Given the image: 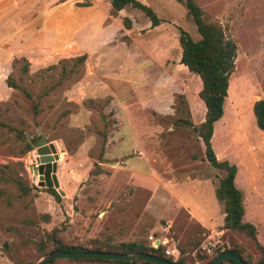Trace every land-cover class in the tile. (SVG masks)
<instances>
[{"label":"rangeland","instance_id":"1","mask_svg":"<svg viewBox=\"0 0 264 264\" xmlns=\"http://www.w3.org/2000/svg\"><path fill=\"white\" fill-rule=\"evenodd\" d=\"M137 1L151 8L157 26L129 6L110 17L109 0H25L0 30V123L14 130L0 127V168L10 166L0 176L31 188L19 197L12 184L0 181L10 193L8 203L0 198V264H34L41 258L38 243L51 231L86 246H148L152 237L167 239L171 248L173 240L188 264L205 256L201 247L208 239L222 249L232 241L251 263L258 258L248 239L221 230L222 206L209 186L216 187L223 173L203 159L192 131L204 106L198 77L179 64L177 37L181 29L198 40L194 25L180 0ZM194 2L236 45L211 148L219 160L238 165L234 184L245 193L244 221L262 240L264 133L251 107L264 97V0ZM81 55L82 75L74 80L65 61ZM23 61L26 74L19 71ZM8 76L19 79L31 98L8 88ZM38 136L59 155V200L31 176L35 149L21 154L24 142Z\"/></svg>","mask_w":264,"mask_h":264},{"label":"trees","instance_id":"2","mask_svg":"<svg viewBox=\"0 0 264 264\" xmlns=\"http://www.w3.org/2000/svg\"><path fill=\"white\" fill-rule=\"evenodd\" d=\"M186 13L191 19L195 31L198 35V40L194 41L183 30H178L177 42L180 48L179 64L184 66L186 70L198 77L200 81V90L198 98L204 106L203 120L196 126H192V131L196 138L203 145V159L209 164L210 167L223 173L219 179L217 186L214 189V197L217 203L221 204L223 211V219L221 230H228L242 235L248 239L258 253V258L254 262H250L248 256L243 252V249L229 242V246L222 249V252L216 250L209 256H203L196 264H209L215 256L223 252H229L237 256L244 264H262L264 261V245L261 246L256 239V229L249 223L244 221V208L242 204V192L236 188L234 184V177L236 174V167L229 164L226 160H217L214 149L212 150L211 138L213 133V125L216 123L223 114V103L229 88L228 78L234 68V59L236 56L235 43L227 38L223 30L216 23L207 19L202 10L194 2V0H180ZM131 7L139 11L149 22L150 27H155L159 24V19L150 7L140 3L137 0H109L108 15L116 18L118 12L125 7ZM130 20L122 18V26L124 29H130ZM85 55H81L65 62L71 63V73L74 74V80L80 79L82 72L81 67L85 61ZM21 74L28 72V64L24 61L19 67ZM6 86L12 89H18L23 92L27 98H31L29 93L26 92L19 79L8 76L5 80ZM32 103L34 113H37V103ZM251 112L255 121V126L258 130L264 133V97L255 101L252 104ZM0 127L6 130H13L11 126L0 123ZM14 131V130H13ZM19 135L18 132H15ZM31 150L29 143L24 142L21 154ZM214 152V153H213ZM10 166H3L0 168V173ZM50 165H45L44 168V185L45 191L49 193L55 200H59L58 195L53 190L50 181ZM0 181L12 184L19 197L27 195L31 188L17 179H5L0 176ZM10 193L5 189H0V198L8 203ZM46 240L38 243L37 258L55 252L73 253V252H103L112 254H134L143 253L155 258L163 259L173 264H188L185 258L177 254L173 259L171 256L164 254L161 247L152 249L151 247L144 246L139 242H128L113 245L109 243H96L92 245L70 244L64 242L61 238L51 231ZM77 262H98L105 264H151L149 262L131 260V261H109L103 259H84L75 260ZM56 260L47 261L43 264H54ZM218 264H235L231 260L223 259Z\"/></svg>","mask_w":264,"mask_h":264},{"label":"water","instance_id":"3","mask_svg":"<svg viewBox=\"0 0 264 264\" xmlns=\"http://www.w3.org/2000/svg\"><path fill=\"white\" fill-rule=\"evenodd\" d=\"M31 147L35 149V162L38 164V168L33 170L32 173L38 176V185L44 186V168L45 165H50V181L53 190L58 196H63L62 192L58 188V182L56 180V162L58 160V155L56 149L52 144L46 142L45 138L38 136L29 142ZM84 259H103L109 261H131L138 260L149 262L151 264H173L172 262L155 258L153 256L143 254V253H134V254H112V253H103V252H73V253H64V252H55L42 256L34 264H43L51 260H84ZM228 259L234 262L235 264H244L237 256L229 252H223L215 256V258L209 264H218L221 260ZM264 264V261L262 262Z\"/></svg>","mask_w":264,"mask_h":264},{"label":"crops","instance_id":"4","mask_svg":"<svg viewBox=\"0 0 264 264\" xmlns=\"http://www.w3.org/2000/svg\"><path fill=\"white\" fill-rule=\"evenodd\" d=\"M25 0H0V30L2 29V27L4 25L7 24L8 20H9V15L10 13H15V12H18V10L20 8H23L24 6V3ZM217 160H219L218 158H216ZM221 159V158H220ZM221 161V160H219ZM228 161V160H227ZM239 171L238 169V165H236V173ZM197 187V186H195ZM201 187V186H198V188ZM210 189H211V192H213V196H214V187L213 186H209ZM248 187H253V186H248ZM237 189H239L241 192H242V196H243V199L245 197V193L244 191L242 190V188L236 186ZM255 195L256 192H257V188H253V191H252ZM176 203H178L180 206H184L185 203L183 202H180L176 199ZM242 204H243V200H242ZM216 205V204H215ZM188 213H190V211H188ZM191 214V213H190ZM192 219H194L195 221L197 222H202L200 219H196L195 217H193V215L191 214L190 216ZM256 239H257V234H256ZM171 247H174V244H173V240L171 241ZM257 242L263 246L264 245V239L262 240H258L257 239Z\"/></svg>","mask_w":264,"mask_h":264},{"label":"built area","instance_id":"5","mask_svg":"<svg viewBox=\"0 0 264 264\" xmlns=\"http://www.w3.org/2000/svg\"><path fill=\"white\" fill-rule=\"evenodd\" d=\"M37 168H38V164L36 162H34L30 168L31 176L35 179V182H38V176L33 174L32 171L36 170ZM218 243H219L218 240H213V239H208L205 242H203V245L201 247L203 255L209 256L212 253H214L216 250L222 252V248H219ZM148 245L152 249H157L158 247H161L164 250V254L173 257V259H175L177 256V253L175 252V247L167 248L169 246V241L167 239H162L161 241H159L157 239L155 240L152 237H150Z\"/></svg>","mask_w":264,"mask_h":264},{"label":"bare ground","instance_id":"6","mask_svg":"<svg viewBox=\"0 0 264 264\" xmlns=\"http://www.w3.org/2000/svg\"><path fill=\"white\" fill-rule=\"evenodd\" d=\"M58 158H59V155H58Z\"/></svg>","mask_w":264,"mask_h":264}]
</instances>
